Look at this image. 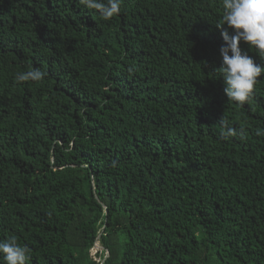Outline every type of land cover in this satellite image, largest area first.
<instances>
[{
  "label": "trees",
  "instance_id": "16d2710c",
  "mask_svg": "<svg viewBox=\"0 0 264 264\" xmlns=\"http://www.w3.org/2000/svg\"><path fill=\"white\" fill-rule=\"evenodd\" d=\"M222 14L0 0V239L29 264H264V73L227 98Z\"/></svg>",
  "mask_w": 264,
  "mask_h": 264
},
{
  "label": "clouds",
  "instance_id": "9594fccd",
  "mask_svg": "<svg viewBox=\"0 0 264 264\" xmlns=\"http://www.w3.org/2000/svg\"><path fill=\"white\" fill-rule=\"evenodd\" d=\"M87 9L96 10L99 16L108 21L121 11V0H79ZM223 14L218 28L226 24L232 29L230 35L227 29L221 31L224 43L219 51L222 62L219 67L223 81V91L227 98L239 105L247 103L252 95L258 78L264 73V66L256 64L252 57L240 47L243 41L257 55L264 59V0H222ZM45 73L39 69L17 74V82L42 81ZM225 127L224 137L234 135L227 126V121L221 119ZM264 135V132H258ZM97 245V244H96ZM0 260L3 264H29L31 250L27 245H21L15 236L0 239Z\"/></svg>",
  "mask_w": 264,
  "mask_h": 264
},
{
  "label": "built area",
  "instance_id": "2783aa9c",
  "mask_svg": "<svg viewBox=\"0 0 264 264\" xmlns=\"http://www.w3.org/2000/svg\"><path fill=\"white\" fill-rule=\"evenodd\" d=\"M100 250H102V247H99ZM107 251L105 250V255H106Z\"/></svg>",
  "mask_w": 264,
  "mask_h": 264
}]
</instances>
